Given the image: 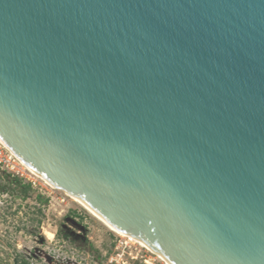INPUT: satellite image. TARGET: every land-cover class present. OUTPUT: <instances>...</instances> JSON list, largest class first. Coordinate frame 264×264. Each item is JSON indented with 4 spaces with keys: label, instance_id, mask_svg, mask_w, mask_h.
<instances>
[{
    "label": "water",
    "instance_id": "water-1",
    "mask_svg": "<svg viewBox=\"0 0 264 264\" xmlns=\"http://www.w3.org/2000/svg\"><path fill=\"white\" fill-rule=\"evenodd\" d=\"M0 139L170 264H264V0H0Z\"/></svg>",
    "mask_w": 264,
    "mask_h": 264
},
{
    "label": "rangeland",
    "instance_id": "rangeland-1",
    "mask_svg": "<svg viewBox=\"0 0 264 264\" xmlns=\"http://www.w3.org/2000/svg\"><path fill=\"white\" fill-rule=\"evenodd\" d=\"M6 174L0 171V264H143L142 255L165 264L108 229L70 194L35 177L25 197Z\"/></svg>",
    "mask_w": 264,
    "mask_h": 264
},
{
    "label": "built area",
    "instance_id": "built-area-1",
    "mask_svg": "<svg viewBox=\"0 0 264 264\" xmlns=\"http://www.w3.org/2000/svg\"><path fill=\"white\" fill-rule=\"evenodd\" d=\"M0 171L7 173L12 177H17L21 180H24L28 184L35 188L37 185V180L35 175L26 167V165L21 161V159L9 149L1 140H0ZM151 253L146 249V253ZM143 264H152L151 256H141Z\"/></svg>",
    "mask_w": 264,
    "mask_h": 264
},
{
    "label": "bare ground",
    "instance_id": "bare-ground-1",
    "mask_svg": "<svg viewBox=\"0 0 264 264\" xmlns=\"http://www.w3.org/2000/svg\"><path fill=\"white\" fill-rule=\"evenodd\" d=\"M1 140V139H0ZM2 141V140H1ZM3 142V141H2ZM4 143V142H3ZM5 144V143H4ZM6 145V144H5ZM7 146V145H6ZM8 147V146H7ZM9 148V147H8ZM10 149V148H9ZM22 161V160H21ZM23 162V161H22ZM24 163V162H23ZM25 164V163H24ZM26 165V164H25ZM26 167L32 172L33 175H35L37 178L42 179L46 184H48L49 186H51L52 188H55L54 185H52L49 181H47L43 176H41L38 172H36L35 170H33L32 168H30L29 166L26 165ZM69 195V194H68ZM72 199H74L76 202H78L81 206H83L87 211H89L95 218H97L104 226H106L108 229H110L111 231H113L114 233L122 236V237H127L130 238L131 240L135 241L136 243H138L140 246L144 247L145 249H147L148 251H150L153 254H157L156 252H154L148 245H146L145 243H143L142 241L138 240L137 238L128 236V235H124L123 233L117 231L116 229H114L112 226H110L106 221H104L98 214H96L90 207H88L84 202H82L79 198L69 195ZM47 236L49 239H51L53 237L52 233L48 232ZM158 255V254H157ZM158 257L165 263V264H170L169 262H167L165 259H163L160 255H158Z\"/></svg>",
    "mask_w": 264,
    "mask_h": 264
},
{
    "label": "trees",
    "instance_id": "trees-1",
    "mask_svg": "<svg viewBox=\"0 0 264 264\" xmlns=\"http://www.w3.org/2000/svg\"><path fill=\"white\" fill-rule=\"evenodd\" d=\"M6 176L7 177H11V175H9V174H6ZM13 178H14V180H13L14 182L13 183L16 185V187L18 189L21 190L22 193H25V197H27L28 193L33 190L32 186L30 184H28V183L26 185H21V183H22L21 179H19L17 177H13ZM38 198L41 199L40 196H38Z\"/></svg>",
    "mask_w": 264,
    "mask_h": 264
},
{
    "label": "flooded vegetation",
    "instance_id": "flooded-vegetation-1",
    "mask_svg": "<svg viewBox=\"0 0 264 264\" xmlns=\"http://www.w3.org/2000/svg\"><path fill=\"white\" fill-rule=\"evenodd\" d=\"M75 225V224H74Z\"/></svg>",
    "mask_w": 264,
    "mask_h": 264
}]
</instances>
